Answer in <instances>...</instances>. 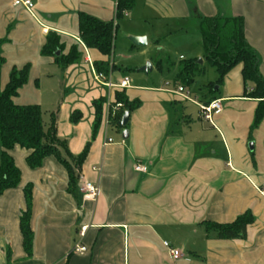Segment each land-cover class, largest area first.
Returning a JSON list of instances; mask_svg holds the SVG:
<instances>
[{"label":"crops","instance_id":"0c3cea01","mask_svg":"<svg viewBox=\"0 0 264 264\" xmlns=\"http://www.w3.org/2000/svg\"><path fill=\"white\" fill-rule=\"evenodd\" d=\"M30 1L32 11L16 7L15 0H0L5 59L1 88L5 89L14 70L28 67V83L13 102L40 106L49 118L46 129L54 116L57 135L73 156L88 146L79 176L99 185L100 193L96 202L85 200L78 183L77 192L70 194L67 171L55 158H47L41 168L32 170L26 163L30 151L19 147L10 151L22 182L0 196V264H264V196L260 192L264 121L252 130L254 119H234L226 115L229 107H223L212 123L200 111L194 121L185 107L190 101L177 93L182 84L174 81V88L168 89L133 85L129 79L126 94L140 105L129 112V124L121 128L129 137L118 138L119 129L109 124L117 88L109 90L95 79L94 64L101 57L82 43L78 14L113 22L118 31L119 0ZM144 6V17L175 25L199 26L201 17L243 18L246 40L260 58L264 79V0H144ZM131 11L124 12V18H130ZM127 31L126 36L135 35ZM50 32L61 37L63 55L77 46L79 60L63 69L54 57L44 56ZM110 62L106 81L118 86L124 79L117 80L113 54ZM243 93L241 69L237 68L220 87L217 100H222V106L245 104L249 116L255 117L257 101ZM196 99L203 104L207 101ZM100 103L101 121L95 129L96 104ZM73 116L80 119L76 124ZM250 142L254 145L249 153ZM137 166L147 172L137 171ZM27 183L34 185L32 257L24 250L20 230ZM248 211L254 222L244 240H218L207 236L202 226L204 222L233 223ZM165 242L183 257L173 259ZM79 244L87 251L74 252Z\"/></svg>","mask_w":264,"mask_h":264},{"label":"trees","instance_id":"16d2710c","mask_svg":"<svg viewBox=\"0 0 264 264\" xmlns=\"http://www.w3.org/2000/svg\"><path fill=\"white\" fill-rule=\"evenodd\" d=\"M133 8V0H119L117 18L123 19L124 12L131 11ZM117 27L118 25L115 27L113 22L106 23L85 13L78 14L79 37L87 49L97 52L101 57V60L96 61L94 66L98 73L105 76L110 73V61L114 52ZM199 29L203 39L204 62L214 68L218 74L217 81L210 82L205 87L208 92L204 95V100H207L205 104L217 100L220 87L225 83L226 78L233 70L240 68L244 97L257 101L252 130L257 129L264 121V79L259 70L260 58L246 40L244 19L220 16L201 17ZM2 44L3 42L0 41V196L21 185V171L9 154L17 147L31 152L26 163L32 170L41 168L47 158H55L67 171L68 192L75 194L80 179L79 170L87 158L88 146L81 155L73 156L68 150L66 141H62L57 135L54 116H51L50 125L46 129L44 112L40 106H17L13 102L19 90L28 83V67L21 71L14 70L9 83L2 90L1 72L5 64ZM64 50L61 37L55 32H50L43 49V55L54 57L57 64L65 69L79 60L80 53L77 46L72 47L68 55H63ZM58 52L61 53L59 57L57 56ZM203 73V66L198 63L197 59L184 60L181 61V69L175 82L182 84L184 88H189ZM126 93L127 89L114 91L109 124L118 129H121L120 123L124 114L132 112L140 105L139 101H130ZM116 107L119 108L114 111ZM96 108L95 129L98 128L101 121V103L96 104ZM75 115L77 116L79 113ZM72 120L76 124L80 119L73 116ZM33 190L32 183H27L23 187L26 209L21 212L20 216L23 247L28 257L33 256L35 239L31 228ZM253 222V215L248 211L238 216L233 223L204 222L202 226L209 237L218 240H244L247 237V229Z\"/></svg>","mask_w":264,"mask_h":264},{"label":"rangeland","instance_id":"374dc122","mask_svg":"<svg viewBox=\"0 0 264 264\" xmlns=\"http://www.w3.org/2000/svg\"><path fill=\"white\" fill-rule=\"evenodd\" d=\"M144 7V0H135L130 18H123L118 22L119 29L115 35L113 52V60L117 66V72H115L117 80L129 78L133 85L164 86L173 89L174 81L181 69V56L184 60L197 59L198 63L202 60L203 64L200 65L203 66L204 73L200 74L195 84L189 87L192 99L197 98L199 102H202V97L208 93L205 89L206 85L217 81L218 74L214 68L204 62L203 39L198 24L175 25L156 20L154 17H144L146 15ZM127 30H131L135 35L126 36ZM140 36L145 38L147 43L149 42L146 47H136L130 41L131 38ZM148 64L151 65L152 70L142 71ZM137 79L141 81L137 82ZM185 107L187 115L197 121L198 107L191 102L185 104ZM223 107L230 108L226 115L234 119L243 117V121L253 122L254 114L250 113L249 116V110L245 104L234 103L228 106L224 104ZM44 121L49 122L45 112ZM117 132V137L122 139L126 131L119 129ZM251 145H254V142L248 144L249 153L252 152ZM78 183L80 184V180Z\"/></svg>","mask_w":264,"mask_h":264},{"label":"built area","instance_id":"2783aa9c","mask_svg":"<svg viewBox=\"0 0 264 264\" xmlns=\"http://www.w3.org/2000/svg\"><path fill=\"white\" fill-rule=\"evenodd\" d=\"M14 5L16 7H23L28 11H32L34 8V4L30 0H15ZM124 14H126V13H124ZM95 76H96L95 79L98 82L103 83L104 86H106L109 90H113L115 88H117V89H128V88H130L129 78H125L124 80H122L120 82V84L118 86H116V85H113L110 82V80L106 81L107 76H105L104 74L96 73ZM177 93L182 95L183 97H185L186 101H190V102H193L194 104H196L199 108L201 117L210 123L213 122L212 121L213 117L215 115L220 114L223 110L222 100H215L209 104H203V103L195 102L191 98L190 92H188L184 87H179L177 89ZM107 107L110 108L109 102L107 103ZM108 117H109V115H108ZM108 143H112V140H109ZM98 171H100V169ZM137 171L142 172V173H146L147 168H145L143 166H137ZM79 180H80L79 193L83 196V198L85 200L96 202L97 198L99 196V193H100L99 185H94L92 183L86 182L81 177ZM260 192L264 196V185L260 188ZM84 232H85V228H83L81 233H80L81 238L84 237ZM164 246L169 251V253L173 259L177 260V259H180L183 257V254L180 251L173 249L171 247L170 243L165 242ZM86 251H87V249L85 247L80 246V244L77 245L74 249V252H78V253H84Z\"/></svg>","mask_w":264,"mask_h":264},{"label":"water","instance_id":"95a60500","mask_svg":"<svg viewBox=\"0 0 264 264\" xmlns=\"http://www.w3.org/2000/svg\"><path fill=\"white\" fill-rule=\"evenodd\" d=\"M130 41L133 43L134 46L139 47V48H143V47L147 46V40L145 38H142V37H133L130 39ZM60 55H61V53L58 52L57 56L59 57ZM199 64H203V61L200 60ZM149 70H152L150 64H148L147 67H145L142 71L148 72ZM129 120H130V113L126 112L122 118L121 123H120L121 128H126L127 125L129 124ZM123 137H124V139H127L129 137V133L127 131L124 132ZM250 149L251 150L253 149V145L250 146Z\"/></svg>","mask_w":264,"mask_h":264}]
</instances>
